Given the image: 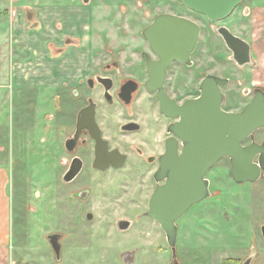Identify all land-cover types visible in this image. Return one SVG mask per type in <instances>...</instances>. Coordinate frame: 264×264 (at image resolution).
I'll return each instance as SVG.
<instances>
[{
	"label": "rangeland",
	"instance_id": "obj_1",
	"mask_svg": "<svg viewBox=\"0 0 264 264\" xmlns=\"http://www.w3.org/2000/svg\"><path fill=\"white\" fill-rule=\"evenodd\" d=\"M122 1L127 0H91L87 8L92 15L88 27H94L96 32L85 31L86 35L89 33V43L101 36L100 29L107 19L104 12H109L112 18L123 9H127L128 14H132L131 9L137 10L134 7L137 0H130L127 8L112 6L122 5ZM155 1L144 2L147 7L143 11L148 12L144 19L141 18L139 27L152 20L160 9H166L151 7L160 3ZM163 1L171 3V0ZM80 3L81 0H0V164L10 169L12 209L10 258L8 263L0 264H126L124 256L128 253L134 255L131 264H170L172 252L158 224L145 219L143 225L138 223L139 226L122 234L115 228L116 221L123 217L134 218L126 212L135 206L127 204L124 210L120 204H108L118 196L138 195L147 196V203L153 187L125 186L122 173L117 172L102 176L85 172L78 185H65L61 181L69 159L64 149L65 133L77 108L67 91L48 84L50 76L41 69L49 66L38 55V43L60 35L61 22L64 24L61 34L68 35L66 12L77 9ZM262 4L264 0H245L238 9L239 17L243 10L250 11ZM29 10L36 14L45 12L46 16L29 22L26 16ZM184 15L191 17L193 14L184 8ZM55 18L59 21L55 22ZM197 21L203 30L202 62H207L213 54L205 55L204 52L227 55L224 45L212 31L216 24H209L201 17ZM43 62L45 65L40 67ZM214 71L232 77L240 72L237 68L224 70L219 66ZM246 86L233 81L225 90L228 99L225 110H242L249 99L241 94ZM256 139L258 142L264 140V129L256 133ZM230 169L228 158L213 167L207 176L212 197L193 206L178 221L180 263L243 264L255 253L251 264H264L261 234L264 177L239 185L233 180ZM85 187L92 190L87 202L72 196L73 192ZM89 211L94 215L92 221L86 219ZM148 222L151 224L145 226ZM144 226L149 234L143 235L138 229ZM53 234L62 235L59 261L48 238Z\"/></svg>",
	"mask_w": 264,
	"mask_h": 264
},
{
	"label": "flooded vegetation",
	"instance_id": "obj_2",
	"mask_svg": "<svg viewBox=\"0 0 264 264\" xmlns=\"http://www.w3.org/2000/svg\"><path fill=\"white\" fill-rule=\"evenodd\" d=\"M129 1H122L124 2L122 5L119 3L112 6L127 8L130 7V5L127 6ZM145 1L147 0H137L134 5L137 10H129L132 14H128L127 9H123L118 16L116 14L112 18H110V14L106 16L102 31L100 29L101 36L92 42L93 50L84 54L83 64L85 67L80 70V75L73 83L65 82L57 86L69 93L71 102L77 108L75 117L65 133L64 149L69 159H67V170L61 176V181L65 185H78L85 172L98 173L100 176L109 172H117L122 173L124 178L121 180L124 181L122 182L125 186L136 184L142 189L148 186L153 187L147 203L145 201L147 196L142 195L128 196L127 198L118 196L113 197L114 199L110 197L113 201H108V204H120L124 210L127 204L135 206L132 211L126 212L128 216L133 215L134 218L123 217L116 221L115 228L122 234L128 233L134 227L144 223L145 219H151L158 224L148 216L152 194L158 185L164 184V182L157 183L155 175L160 169L161 159L167 153L169 145L176 141L178 152L181 153L183 150L182 140L171 132L172 128L180 123L181 117L174 118L171 115L178 112H176L177 107L201 96L204 79L207 76H216L227 80L226 86L222 87L224 110V106L228 102L225 90L233 81L239 85L247 84L241 90V94L249 99L242 109L252 101L255 90L264 91V87L254 81L252 58L249 63L244 64L246 61L244 58L245 48L241 42L244 39L234 29V24L245 25L248 22L249 11L243 10L241 17L238 12L245 0L238 4L230 15L219 21H212L205 15L191 10L182 0H171V3L156 0L155 2L160 1V3L151 7L156 10L160 7L166 9H160L153 15L152 20L143 27H139L142 24L141 20L146 17V12H148V10L143 11V8L147 7L144 4ZM184 8H187L193 15L185 16ZM160 15L186 18L200 27V39L191 54L190 64L172 61L163 71L161 79L159 69L161 60L153 50L150 41L143 35V32ZM196 17L205 19L209 24H216L214 27L212 26V31L224 45L228 56L210 51L204 52L205 55L213 54L211 58L209 56L207 62H202L200 44L203 30ZM224 31H229L240 40L234 47L237 50L236 54L228 47L221 35V32ZM56 54L55 59L58 62H65L66 54L63 51L59 50ZM202 65L205 66L204 70ZM216 66L224 67V70L237 68L240 72L238 76L233 77L227 74L221 75L214 71ZM59 77H61L59 74L54 76L55 79ZM85 110L87 113L80 122V114ZM256 133L255 141L263 144L264 140L257 141ZM251 142L249 140L246 144L249 145ZM97 159L100 161L101 167L107 168L96 167ZM78 166L80 167L78 174L70 181H65V178L72 176L70 173H72L73 167L77 168ZM72 196L81 202H87L92 196V190L86 187L78 189L73 192ZM105 198L107 199V197ZM145 203L147 207L143 209ZM88 214H91L94 219V215L90 211L86 213V219ZM149 224L151 223L148 222L145 226ZM145 226L138 228L143 231V235L149 234ZM60 236L61 243L62 235Z\"/></svg>",
	"mask_w": 264,
	"mask_h": 264
},
{
	"label": "water",
	"instance_id": "obj_3",
	"mask_svg": "<svg viewBox=\"0 0 264 264\" xmlns=\"http://www.w3.org/2000/svg\"><path fill=\"white\" fill-rule=\"evenodd\" d=\"M89 3V0H83ZM183 3L212 21H219L230 15L243 0H182ZM160 58V79L163 71L172 61L190 64V57L200 39V27L189 19L172 15H160L143 32ZM228 47L237 53V41L229 31L221 32ZM244 44L245 62L251 58L250 45ZM234 45V46H233ZM227 80L216 76H207L202 82L201 96L177 107L171 117H181L180 123L172 128V133L182 140L183 150L178 152L176 141L169 145L167 153L161 159L159 171L155 175L158 185L154 190L148 216L153 218L163 230L172 252L170 264H182L178 261L177 242L178 221L195 205L212 197L210 170L222 159L231 163L230 173L235 183H252L264 177V143L255 141V133L264 129V91L255 90L252 101L239 112H227L223 109L224 95L222 87ZM166 101V98H164ZM163 101V98H162ZM87 110L80 114V122ZM251 140V144L246 143ZM174 141V140H173ZM96 167H101L96 160ZM79 166L73 167L70 181L79 172ZM87 219L93 220L88 214ZM264 240V225L261 227ZM50 245L60 260L61 236L50 235ZM255 253L243 264H251ZM126 264L134 260L133 254L124 256Z\"/></svg>",
	"mask_w": 264,
	"mask_h": 264
},
{
	"label": "crops",
	"instance_id": "obj_4",
	"mask_svg": "<svg viewBox=\"0 0 264 264\" xmlns=\"http://www.w3.org/2000/svg\"><path fill=\"white\" fill-rule=\"evenodd\" d=\"M90 6V2L86 4L81 0V3L76 6L77 9L66 12L68 22L65 24V28L68 29V35L61 34L64 30V24L61 22L60 35L38 43V55L41 56V59H45L49 66L48 69H41V71L48 72L50 76L48 84L53 87L60 86L65 82L73 83L80 75V70L85 67L83 64L84 54L93 50L92 41L90 43L88 41L89 33L85 34L87 30L92 33L95 31L94 27L90 26L92 15H89V9H87ZM247 10L249 11V9ZM108 15L109 12L107 14L104 12V16ZM26 16L31 22L36 18H45L46 15L42 11L36 14L29 10ZM54 21L57 22L59 19L55 18ZM234 25L236 32L250 45V54L254 65L252 69L255 76L254 81L264 87V4L249 11L248 22L245 25ZM59 50L66 54L65 62H58L55 59ZM44 65L45 62L39 64L40 67ZM55 74H59L61 77L55 79ZM11 231L10 169L0 164V263H8L7 260L10 258Z\"/></svg>",
	"mask_w": 264,
	"mask_h": 264
}]
</instances>
